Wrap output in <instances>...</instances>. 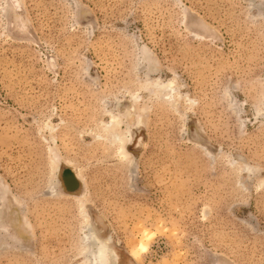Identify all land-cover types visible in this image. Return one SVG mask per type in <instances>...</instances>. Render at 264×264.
Returning a JSON list of instances; mask_svg holds the SVG:
<instances>
[{
	"label": "rangeland",
	"instance_id": "rangeland-1",
	"mask_svg": "<svg viewBox=\"0 0 264 264\" xmlns=\"http://www.w3.org/2000/svg\"><path fill=\"white\" fill-rule=\"evenodd\" d=\"M89 229L264 264V0H0V264H90Z\"/></svg>",
	"mask_w": 264,
	"mask_h": 264
},
{
	"label": "bare ground",
	"instance_id": "bare-ground-1",
	"mask_svg": "<svg viewBox=\"0 0 264 264\" xmlns=\"http://www.w3.org/2000/svg\"><path fill=\"white\" fill-rule=\"evenodd\" d=\"M85 237L87 243L90 242L88 245L93 248V251L90 252L89 258L87 259L90 264H113L112 256L108 249V239H102L93 233L91 229L88 230V234ZM91 240L94 241L92 242ZM139 249L143 250L145 246L141 245ZM131 253L133 256L136 255V251H132Z\"/></svg>",
	"mask_w": 264,
	"mask_h": 264
},
{
	"label": "water",
	"instance_id": "water-1",
	"mask_svg": "<svg viewBox=\"0 0 264 264\" xmlns=\"http://www.w3.org/2000/svg\"><path fill=\"white\" fill-rule=\"evenodd\" d=\"M73 178L76 181V176H73ZM72 180L71 176L66 175V173H64V175L62 176V184L64 186V188L67 190V192H71V186H70V181Z\"/></svg>",
	"mask_w": 264,
	"mask_h": 264
}]
</instances>
